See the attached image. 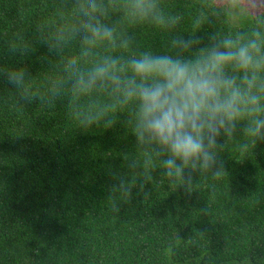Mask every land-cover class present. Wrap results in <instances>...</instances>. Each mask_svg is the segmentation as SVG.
<instances>
[{
	"label": "trees",
	"instance_id": "trees-1",
	"mask_svg": "<svg viewBox=\"0 0 264 264\" xmlns=\"http://www.w3.org/2000/svg\"><path fill=\"white\" fill-rule=\"evenodd\" d=\"M87 2L0 0V264H264V141L246 120L218 137L222 174L188 169V190L138 142L133 102L78 92L71 76L106 56L191 58L215 37L264 31V4L238 26L228 2L157 0L176 19L164 27L134 19L133 0H92L115 42L90 47Z\"/></svg>",
	"mask_w": 264,
	"mask_h": 264
},
{
	"label": "clouds",
	"instance_id": "clouds-1",
	"mask_svg": "<svg viewBox=\"0 0 264 264\" xmlns=\"http://www.w3.org/2000/svg\"><path fill=\"white\" fill-rule=\"evenodd\" d=\"M97 11L102 12L92 0L82 7V39L90 47L115 42L114 30L100 22ZM130 15L164 27L176 22L165 17L157 0H133ZM194 43L174 39L172 46L188 49ZM23 75L22 70L7 72L12 84H19ZM71 76L78 92L110 88L121 102H133L138 142L160 158L166 177L188 190L192 184V176H185L188 169L214 177L222 174L223 162L217 164L218 137L222 132L230 136L236 122L247 121L253 145L264 141V31L260 29L215 37L191 58L151 52L128 60L106 56ZM95 119L88 117L87 123Z\"/></svg>",
	"mask_w": 264,
	"mask_h": 264
},
{
	"label": "rangeland",
	"instance_id": "rangeland-1",
	"mask_svg": "<svg viewBox=\"0 0 264 264\" xmlns=\"http://www.w3.org/2000/svg\"><path fill=\"white\" fill-rule=\"evenodd\" d=\"M219 4H229V20L234 25L247 23L246 11L257 14L263 9L264 0H217ZM245 13V14H244Z\"/></svg>",
	"mask_w": 264,
	"mask_h": 264
}]
</instances>
